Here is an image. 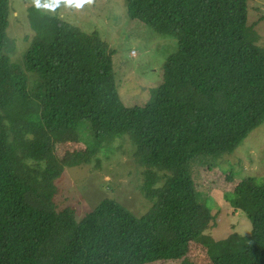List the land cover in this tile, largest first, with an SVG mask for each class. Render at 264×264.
<instances>
[{
  "label": "trees",
  "instance_id": "16d2710c",
  "mask_svg": "<svg viewBox=\"0 0 264 264\" xmlns=\"http://www.w3.org/2000/svg\"><path fill=\"white\" fill-rule=\"evenodd\" d=\"M124 1L129 18L178 41L152 98L132 106L119 98L109 43L58 14L30 7L34 36L12 61L10 0H0V264H148L182 258L193 240L212 264H264V181L244 177L224 194L251 232L213 241L204 233L215 203L192 176L194 162L231 154L264 122V45L250 0ZM76 132L86 156L130 141L152 201L145 213L112 197L80 217L56 209V150Z\"/></svg>",
  "mask_w": 264,
  "mask_h": 264
},
{
  "label": "rangeland",
  "instance_id": "374dc122",
  "mask_svg": "<svg viewBox=\"0 0 264 264\" xmlns=\"http://www.w3.org/2000/svg\"><path fill=\"white\" fill-rule=\"evenodd\" d=\"M45 4L49 7H44ZM31 6L37 7L34 0H10L7 34L14 48L11 60L16 63L34 36L29 22ZM37 8L51 16L58 14L85 31L99 32L114 50L117 92L126 105L144 104L152 98L161 82L166 58L178 47L175 35L159 34L145 23L129 18L124 0H92L82 6L75 2L68 5L64 0L58 4L56 0H41ZM248 23L258 35L257 43L264 45V0H250ZM86 143L85 136L76 132V141L66 138L58 144L57 161L63 171L50 187L56 209L69 206L80 217L101 199L112 197L138 216L145 213L152 201L140 187L142 169L132 156L130 141L116 139L104 147L112 149L105 153L96 150L88 156ZM192 176L196 189L203 196H211L215 203L211 209L215 218L205 236L216 241L233 232L248 235L251 221L244 212H235L224 194L232 192L244 177L264 181V122L251 130L231 154L215 160L198 159L192 165ZM199 241H190L187 253L180 259L148 264H212Z\"/></svg>",
  "mask_w": 264,
  "mask_h": 264
},
{
  "label": "clouds",
  "instance_id": "9594fccd",
  "mask_svg": "<svg viewBox=\"0 0 264 264\" xmlns=\"http://www.w3.org/2000/svg\"><path fill=\"white\" fill-rule=\"evenodd\" d=\"M35 4L37 5V7L40 6L41 4V0H34ZM57 4L60 2V0H56ZM64 2L68 5H71L75 2V4L77 6H82L84 3H91L92 0H64ZM44 7H49L48 4H45Z\"/></svg>",
  "mask_w": 264,
  "mask_h": 264
}]
</instances>
